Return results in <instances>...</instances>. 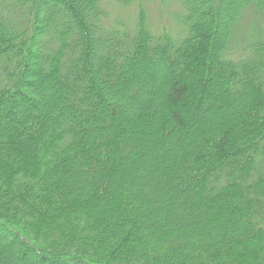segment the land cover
Segmentation results:
<instances>
[{
	"label": "trees",
	"instance_id": "obj_1",
	"mask_svg": "<svg viewBox=\"0 0 264 264\" xmlns=\"http://www.w3.org/2000/svg\"><path fill=\"white\" fill-rule=\"evenodd\" d=\"M120 1L0 0V264H264V0Z\"/></svg>",
	"mask_w": 264,
	"mask_h": 264
},
{
	"label": "rangeland",
	"instance_id": "obj_2",
	"mask_svg": "<svg viewBox=\"0 0 264 264\" xmlns=\"http://www.w3.org/2000/svg\"><path fill=\"white\" fill-rule=\"evenodd\" d=\"M143 6L147 12L149 31L153 35H167L173 38L177 43H180L183 40V38L181 39V36L184 34V30L186 32V26H184L181 20L184 19L186 12L181 1L152 0L144 2ZM102 8L106 13V24L110 26L117 25L123 29L126 27L131 30L136 27L139 19L138 3L124 5L120 0H102ZM248 27L249 24L247 22L242 26V30L240 29L241 33L243 32L248 35L249 32L246 31ZM233 52L236 54V59H241L244 56V53L241 51L233 50Z\"/></svg>",
	"mask_w": 264,
	"mask_h": 264
}]
</instances>
